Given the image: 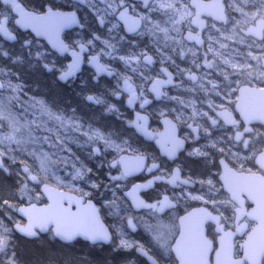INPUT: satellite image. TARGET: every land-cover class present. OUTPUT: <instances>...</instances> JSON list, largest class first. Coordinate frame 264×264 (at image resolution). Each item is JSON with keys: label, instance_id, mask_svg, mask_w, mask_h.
<instances>
[{"label": "snow or ice", "instance_id": "6c2138e0", "mask_svg": "<svg viewBox=\"0 0 264 264\" xmlns=\"http://www.w3.org/2000/svg\"><path fill=\"white\" fill-rule=\"evenodd\" d=\"M73 26L83 37L65 43L61 33ZM8 42L20 48L0 47V173L15 169L18 183L11 199L0 197V264H21L17 234L83 237L113 244L117 255L135 251L148 264H264V0H0V43ZM69 51L66 66L49 59ZM188 56L196 71L176 63ZM84 63L94 79H116L110 95L120 100L126 93L135 119L123 120L122 128L98 126L84 108L123 115L103 95L82 89L77 107H62L30 96L20 70L34 65L67 85ZM156 63L162 67L152 75ZM185 74L191 88H184ZM169 88L203 93L207 103L198 107ZM154 101L181 107L150 113ZM150 116L162 120L163 133L150 130ZM133 137L155 140L161 156L134 145ZM76 151L106 167L108 183L93 179ZM186 162L203 171L186 173ZM141 173L151 178L129 187L126 181ZM157 183L165 189L145 199ZM189 201L202 206L163 223ZM101 209L116 218L114 230L103 224ZM138 228L150 247L129 238Z\"/></svg>", "mask_w": 264, "mask_h": 264}, {"label": "rangeland", "instance_id": "374dc122", "mask_svg": "<svg viewBox=\"0 0 264 264\" xmlns=\"http://www.w3.org/2000/svg\"><path fill=\"white\" fill-rule=\"evenodd\" d=\"M36 4L43 3V0H34ZM28 38H32L31 34L23 35ZM41 43V42H40ZM42 44V43H41ZM44 45V44H42ZM8 47L19 51V44H13L8 42L6 45L0 43V47ZM47 47L46 45H44ZM99 46V45H98ZM48 48V47H47ZM49 49V48H48ZM49 59L55 61L57 67L65 65L58 61L55 55H50ZM106 62V61H103ZM4 66V61L0 60V67ZM113 67L119 71H125L124 66L119 62L113 64ZM20 70L23 74V78L29 82V87L32 91L29 95H36L37 99L50 98L61 102V106L70 105L72 108L77 107V102L81 98L82 89L85 93L91 92L97 95H103L108 103L115 104L122 116L114 115L104 111L103 106H92L91 108H84L83 111L87 112L89 117L96 122L98 126H110L112 129L122 128L123 120L132 119V109H129L126 106L127 94H123L120 100H116L115 97L110 95V92L116 86V79H106V78H93L94 72L85 69L82 73L77 76L74 81H71L67 85H61L57 79L56 75L53 74H39L34 65H21ZM31 73V75H29ZM131 74V73H129ZM58 75V73H57ZM36 80L41 81V84L35 83ZM131 134V133H130ZM74 150H76L74 148ZM76 154L88 164L89 167H92L95 175L93 179H99L102 183H108L106 173L107 168L99 169L97 165L99 164L98 160H88L87 154L82 151H76ZM111 159V154L107 157ZM233 158V157H232ZM189 167L196 170L197 174L203 171V168L199 165H193L189 163ZM115 174V171H113ZM217 179V178H216ZM18 183V177L15 175V169L11 176L0 173V197L3 198H12L13 194L16 192V185ZM128 185L129 182L126 181ZM85 191H91V189L81 184ZM199 185L197 186V188ZM96 202V200L94 199ZM199 203L195 201H189L187 205L183 202L178 211L170 213L168 216L163 218V223H169L171 219H174L175 216L181 215L185 212V208L190 210L194 206H198ZM100 205L98 204V207ZM103 216L109 221L113 228L117 226V220L115 217L109 214L107 209H101ZM140 215H143L141 212ZM14 219H19L18 215L14 216ZM144 219H148L147 216ZM155 223L154 220L150 221ZM18 235L17 240V252L20 256L21 264H147V262L140 256H138L135 251H129L127 253H122L117 255L113 249V244L108 246L105 245H92L88 242L78 240L71 244H62L57 239L51 237L49 234L42 235L39 239L29 240ZM129 238L132 240H137L143 243L146 247L151 246L149 235L140 228V231L136 234H133L129 231ZM33 247L38 251V253H31ZM53 252H49L51 250ZM37 254V255H36ZM54 258V259H53Z\"/></svg>", "mask_w": 264, "mask_h": 264}, {"label": "flooded vegetation", "instance_id": "af4514ba", "mask_svg": "<svg viewBox=\"0 0 264 264\" xmlns=\"http://www.w3.org/2000/svg\"><path fill=\"white\" fill-rule=\"evenodd\" d=\"M57 2L58 3H64L65 0H57ZM74 2H75V0H73V3ZM205 2L207 3L208 0H205ZM27 34H31V33L29 31H22V35H27ZM82 37H83V33H81L78 28H75V29H66L63 32V35H62V39L65 41V43H69V42H71V41H73V40H75L77 38H82ZM39 41L42 44L46 45L49 48V46L46 44V42L44 40H40L39 39ZM143 46L144 45H141V47H143ZM241 50L242 51H246V49H243V48ZM149 54H152V53L150 52ZM55 56L58 58L57 59L58 61H60L62 63H65V66L68 63H70L71 62V59H72L71 58V55H70V51L68 53H65L63 56L59 55L58 53H56ZM191 60H192V57L191 56H188L185 60L177 59L176 60V63L179 65V67L181 69H189V68H192ZM161 67H162V65L159 64V63H156V64L152 65L151 66V74L152 75H156L157 73H159ZM85 69H89V70H91V71L94 72V70L92 68H90L87 63H84V65L82 66V68H80V71L77 73V76H79L82 73V71H84ZM192 70L193 71H196L194 68H192ZM169 71L173 72L174 76L176 77V82L178 83L181 78L178 75H176L175 68L169 66ZM196 74L197 75H200V72L197 71ZM186 77H187V74H185V77H184V80H185L184 88H191L192 87V83L190 81H187V78ZM99 78L113 79V78H108L106 76H101ZM59 83L61 85H66V84H64L62 82H59ZM137 83H139L138 80H137ZM168 91H169V94L170 95H178V96H180L181 98H183L185 100H188V99L194 100L196 102V104H197L198 107L200 106V104L202 102L205 103V104L207 103V101L204 99L203 93H199V92H195V91H193V92H186L183 89H176V88H169ZM149 98L151 99V96ZM219 102H220L219 100L216 101V103H219ZM165 106L168 107V108L175 107L177 109H179L181 107L175 101H166L164 104H161L159 102L154 101L153 102V105L149 107V112L151 113V112L155 111L156 109H158L160 107H165ZM136 110H139L138 107H137ZM187 111L190 113V109L187 110ZM236 115H237V118H239L238 113ZM132 119H135V115H134V111L133 110H132ZM149 125H150V130H155V131H157L159 133H163L165 131V127H166L162 123V120L161 119H157L156 116H150ZM181 134H183L182 131H181ZM214 135H217L218 136V135H220V133H214ZM133 140H134V145H136V146L142 145L149 152L154 153L157 156H161V150L157 146V143H156L155 140H144L143 138H137V137H133ZM227 158L229 160H232L233 159L231 156H228ZM219 159H220V157H219V155H217V157H216L217 162H218ZM186 164H187V166L185 168V172L186 173L189 172V171H191V172H194V173L197 174L196 170H194V169H192V168L189 167V163L186 162ZM167 166L170 167L172 165L169 162V164ZM150 178H151V176L149 174H147V173H141V174H138L135 177L129 178L127 182L130 183V185H129V187H130L132 183H142V182H144V181H146L147 179H150ZM216 178L218 179V177H216ZM165 187L166 186L164 184L157 183V185L155 186V191H150L149 195L148 196H145V199L155 198L156 194L158 192L163 191L165 189ZM248 203H250V202H248ZM199 206H202V205L199 204L198 206H194L192 208L199 207ZM246 207H247V204H246ZM101 214H102V212H101ZM102 217H103V220L108 225V227L110 228V230H114V228L112 227L111 223L109 221L107 222V219L103 216V214H102ZM139 231H140V228H138V230H137L136 233H138ZM136 233H133V234H136Z\"/></svg>", "mask_w": 264, "mask_h": 264}, {"label": "water", "instance_id": "95a60500", "mask_svg": "<svg viewBox=\"0 0 264 264\" xmlns=\"http://www.w3.org/2000/svg\"><path fill=\"white\" fill-rule=\"evenodd\" d=\"M76 27L75 26H73L72 28H69V29H75ZM66 30V29H65ZM64 30V31H65ZM22 31H24V30H22ZM26 31H29L33 36L35 35L34 33H32L31 32V30H26ZM62 35H63V32L61 33V38H62ZM40 40H44L45 42H46V44L49 46V48L51 49V45L50 44H48V42H47V40L45 39V38H43V37H41V38H39ZM12 43V42H11ZM52 51H55V50H52ZM59 54V53H58ZM60 55V54H59ZM71 55V54H70ZM71 63V62H70ZM84 64H82L81 65V68H82V66H83ZM90 68H92L93 70H94V68L91 66V65H88ZM106 76V75H105ZM106 77H108V76H106ZM108 78H112V77H108ZM63 83V82H62ZM157 146L160 148V146L157 144ZM138 175V174H137ZM137 175H135V176H137ZM134 176V177H135ZM130 178H132V177H130ZM94 202V201H93ZM95 203V202H94ZM199 207H201V206H199ZM196 208V207H195ZM192 210V209H191ZM100 215H101V220H102V222H103V224L105 225V227H108V225L106 224V222L103 220V217H102V214L100 213ZM182 215H184V214H182ZM138 230V229H137ZM137 232V231H136ZM135 232V233H136ZM42 235H46V234H42ZM41 235V236H42ZM25 238V237H24ZM28 239V238H27ZM29 240H32V239H29ZM60 243H62V244H65V245H67V244H71V243H74V242H76V241H78V240H82V241H84V242H88V243H90V244H92L90 241H87V240H85L83 237H77L75 240H73V241H71V242H64V241H61V240H59V239H57ZM93 245V244H92ZM97 245H100V244H97ZM103 245H105V246H108V245H110V244H103ZM138 256H140V257H142L146 262H147V264H148V261H147V258L146 257H143V256H141L139 253H137V252H135Z\"/></svg>", "mask_w": 264, "mask_h": 264}, {"label": "trees", "instance_id": "16d2710c", "mask_svg": "<svg viewBox=\"0 0 264 264\" xmlns=\"http://www.w3.org/2000/svg\"><path fill=\"white\" fill-rule=\"evenodd\" d=\"M33 251H31V253H33L34 255H35V253H38V251L33 247V249H32ZM54 250L52 249L51 251H49V252H53ZM37 255V254H36Z\"/></svg>", "mask_w": 264, "mask_h": 264}]
</instances>
